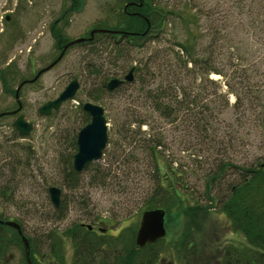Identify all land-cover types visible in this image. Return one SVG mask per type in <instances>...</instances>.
I'll list each match as a JSON object with an SVG mask.
<instances>
[{"label": "rangeland", "instance_id": "1", "mask_svg": "<svg viewBox=\"0 0 264 264\" xmlns=\"http://www.w3.org/2000/svg\"><path fill=\"white\" fill-rule=\"evenodd\" d=\"M126 1L0 0V113L16 109L15 93L22 79L34 78L38 70L49 65L59 54L55 39L58 31L68 40L87 37L99 21L118 23ZM154 2L166 11L165 24L161 30L157 28L149 35L142 47L118 42L119 49L127 51L118 56L115 47L118 44L114 46L113 38L107 37L93 44L74 43L54 67L19 90L21 110L0 117V218L22 226L29 239L31 264H34L32 249H36L33 252L36 262L40 259V264L56 262L50 253V235L56 234L61 239L57 249L63 254L61 264H71L73 244L64 230L75 223H88L94 226L97 234L103 235L106 243L101 246L97 263L104 257L111 259L114 252L122 248V243L108 242H113L121 233L131 236L133 229L136 235L141 213L152 209L146 208L145 202L156 191V164L162 172L168 171L169 165L177 168L176 180L180 181V173L181 196L185 203H211L207 195L210 179L207 174L216 165L211 162L215 147L202 143L187 131L179 118L164 117L156 110L151 95L156 93L162 75L168 72V54L179 50L176 44L188 35L187 32L197 35L202 31L206 36L204 42L215 35L217 27L219 34H225V23L219 25L223 17L216 18L221 10H225L230 24L227 30L235 39L229 52L240 50L244 55L239 67L248 74L251 62L259 61L260 68L264 67V0ZM148 25L147 30L150 23ZM148 56H154L153 62L149 63L151 72L141 77L134 72V79L113 90L102 91L104 82L107 84L113 77L123 79L128 74L130 58H134L135 63L144 62ZM234 61L237 60L231 59V63ZM171 63L175 66L173 61ZM211 77L220 78L217 74ZM75 78L79 82L75 96L64 101L58 109H52L50 114H41L39 108L58 97ZM257 79L252 77L254 82ZM91 96H102L97 104L104 108L107 143L102 156L80 172L75 183L71 181L70 173L75 154L73 141L77 140L78 132L86 122L83 104L87 101L95 103ZM234 100L230 94V104ZM252 112L247 109L241 113L229 107L221 117L237 121L235 126L239 128L237 119L243 120ZM19 114L33 124L27 135H21L13 126ZM140 117L147 123L140 127L145 133L138 135L136 120ZM246 129L250 135L247 134L246 139L250 138L252 145L246 141L245 145L238 143L240 146H236L233 155L239 163L244 162L239 161L241 158L248 160L252 155L264 158V111L259 125L253 124ZM240 136H244L243 132ZM141 138L149 139L153 146L159 143L156 157L149 149L140 147L138 141ZM239 178L240 173L229 170L211 182L213 208L207 214L197 215L196 223L200 228L194 224L195 242L187 249L182 244L187 217L179 216V203L171 204L166 194L158 195L159 200L166 206L170 204L172 209L160 207L165 210L166 234L157 241L160 256L156 264H216L226 245L245 242L244 236L233 230L219 208V201L228 193L230 183ZM50 186L61 189L63 216L57 214L50 199ZM17 240L13 229H0V255L6 264H28L22 238L21 245Z\"/></svg>", "mask_w": 264, "mask_h": 264}, {"label": "trees", "instance_id": "2", "mask_svg": "<svg viewBox=\"0 0 264 264\" xmlns=\"http://www.w3.org/2000/svg\"><path fill=\"white\" fill-rule=\"evenodd\" d=\"M73 7L75 8L77 5ZM135 9L140 11L143 16L121 11L118 23H108L102 20L95 25V28L113 31L95 32L92 38H90L91 34L88 33L86 39L80 43L93 44L107 37L113 38L116 42L114 46L118 44L115 46L118 56H121L123 52H127L119 49V43L126 42L132 47H142L149 35L155 32L157 28L161 30L163 27L166 11H163L162 6L156 4L154 0H143L142 6ZM186 14L187 12H185ZM216 15L218 16L216 18L223 17L219 25L225 23V34H219L217 27L215 35L204 42L206 36L202 31H199L197 35L196 33L189 34L187 32L188 35L182 40L179 39V43L176 44L179 50L168 54L169 58L166 59L168 72L166 71L167 74L162 75V80L155 90L156 93L151 95L156 110L164 117L169 119L179 118V122L184 125L187 131L196 135L202 143L215 147L214 151L212 150L215 155L212 157L211 162L216 165L207 174L210 177L207 183V195L211 203L205 205L185 203L181 196L180 173V181L176 180L178 176L177 168H172L169 165L168 171L162 172V168L159 164H156L154 166L157 177L156 191L145 204L146 208L164 206L171 210L170 204L166 206L165 203L159 200L158 195L160 194H166L171 199V204L175 201V205L179 203V216L183 214L188 219L187 228L182 234V244L187 249L195 242L192 229L196 223L197 215L207 214L213 208L212 201L214 197L210 193L211 182H215L217 178H220L222 174L229 170L240 173L238 181L230 183L228 193L219 201V208L228 218L233 230L244 236L245 242L226 245L216 264H264V158L252 155V158L248 160L241 158L242 160L239 161H244L243 163H239L234 158L236 146H240L239 142L245 145L244 141H246L248 145H252L250 138L246 139L249 133L246 128L253 126V124L259 125L263 118L264 67L260 68L259 61L251 62L249 74L247 70L239 67L240 62L244 60V55L240 50L229 52V48L234 46L235 39L233 35L229 34L230 30H227L230 24L228 25L226 20L225 10H221L220 14L217 13ZM147 20L150 23L149 30H147V27H149ZM115 30H123L125 33L118 35ZM61 33L58 31L55 36L58 49H61L62 44L69 41L64 39ZM132 59L134 58H130L128 70L133 69V74L135 72L137 76L141 77L149 71L151 72L149 63L150 61L153 62L154 56H148V59L144 62L142 60L134 63ZM231 59L237 61L231 63ZM171 61L174 62L175 66L172 65ZM231 67H233L232 72H230ZM212 74H217L220 78L214 79L211 77ZM253 76L258 77L256 82L252 80ZM103 87V92L109 90L106 82H104ZM259 92L261 93L259 94ZM230 94L235 97L233 104L229 102ZM92 98L95 103L102 100V96H93ZM214 100H216L215 103H213ZM247 106L249 108H246ZM229 107L241 113H245L247 109L253 110L252 113L245 116V119H237L240 124L239 128L242 129L235 126L237 121L226 120L221 117V113L224 110L227 111ZM81 110L83 111V109ZM85 120V124H87L89 122L87 114ZM136 121L138 130V133H136L138 135L144 134L145 132L140 131V127L146 124L147 120L140 117ZM241 132L244 134L243 137L240 136ZM138 142L140 147L149 149L156 157V147L159 143H155L153 146L150 144L149 139L145 138L139 139ZM73 144L76 152V140L73 141ZM80 172L82 171L78 172L74 169L73 162L70 163L71 181L75 182ZM173 177L175 180H173ZM178 198L179 202H177ZM56 208L59 216L65 214L62 204H59ZM0 217H2L1 213ZM196 224L197 228L198 223ZM5 227L13 229L18 238L17 242L21 245V238L17 230L9 226ZM64 234L73 244L74 253L71 264H156L160 256L156 247L157 242L147 244L144 247L135 246V230L133 229L131 236L126 237L121 233L116 239H113V242H108V244H116L119 241L122 243V248L114 252L111 259L106 260L104 257L97 263L99 252L102 250L101 246L106 242L103 241V235L96 233L94 226L89 229L83 223H75L66 228ZM51 236L50 253L53 259L61 264L63 254L57 251L61 239L57 234L54 237ZM30 245L33 246L31 240ZM33 252H36V249L31 250L33 263L40 264L36 262ZM39 261L42 262V259Z\"/></svg>", "mask_w": 264, "mask_h": 264}, {"label": "water", "instance_id": "3", "mask_svg": "<svg viewBox=\"0 0 264 264\" xmlns=\"http://www.w3.org/2000/svg\"><path fill=\"white\" fill-rule=\"evenodd\" d=\"M102 30L103 29L92 30L91 37L93 36L94 32ZM82 40H84V38H77L69 42V44ZM62 54L63 53H61L49 65L39 70L37 75L29 81H35L40 76V74L51 69L60 60ZM132 79L133 69L129 70L128 74L125 75L123 79H120L118 77L111 78L107 82V88L109 90H113L120 86L123 82L127 80L130 81ZM25 82L26 80H23L19 84L15 93V97L18 101V107L11 111L2 112L0 113V116L3 114L18 113L21 110L22 103L19 100V90ZM78 88V80L76 78L71 80L70 83L65 87V89L59 94V96L42 105L39 108V112L45 115L50 114L52 109H58L64 101L73 98ZM83 109L89 118V122L79 130L77 135V151L73 156V167L78 172L86 169L91 162L98 160L102 156L103 149L105 148L107 143L108 124L104 114V108L97 103L87 101L83 104ZM13 126L21 135L29 134L33 128V124L31 122H28L23 114H19L16 117L13 122ZM48 192L52 203L55 207H58L60 204L61 189L57 186H50L48 188ZM5 224L15 227L21 234L27 261L28 264H31V260L29 257V241L27 237L22 233L20 224L12 220L5 221ZM83 225L89 229H92V225L90 224L83 223ZM165 234V210L160 207L143 210L134 240L136 246L144 247L147 244L155 243L163 238Z\"/></svg>", "mask_w": 264, "mask_h": 264}, {"label": "flooded vegetation", "instance_id": "4", "mask_svg": "<svg viewBox=\"0 0 264 264\" xmlns=\"http://www.w3.org/2000/svg\"><path fill=\"white\" fill-rule=\"evenodd\" d=\"M142 4H143V0H128V1H126V3L124 4V6H123V11L124 12H126L127 14H131V13H135V14H139V15H142L143 16V14L140 12V11H138V10H136L135 8L136 7H141L142 6ZM133 8V9H132ZM147 22H148V20H147ZM149 23V22H148ZM94 29H100V28H94ZM94 29H92V30H94ZM104 30H108V29H103L102 31H104ZM108 31H113V30H108ZM96 32H101V31H96ZM95 33V32H94ZM115 33L116 34H118V35H122L123 33H125V31H123V30H115ZM90 34H91V32H90ZM94 35V34H93ZM93 37V36H92ZM91 36H90V38H92ZM79 38H84V39H86V37H79ZM77 39V38H76ZM73 40H75V39H72V40H69L68 42H66L65 44H62V48L61 49H59V54L56 56V58L61 54V53H63L62 54V57L60 58V60L63 58V56L65 55V53H66V50L70 47V46H72L74 43H78V42H74V43H70L69 44V42H71V41H73ZM79 42H81V41H79ZM66 46V47H65ZM55 58V59H56ZM54 59V60H55ZM59 60V61H60ZM58 61V62H59ZM57 62V63H58ZM56 63V64H57ZM55 64V65H56ZM54 65V66H55ZM53 66V67H54ZM50 70V69H49ZM39 71V70H38ZM30 79H32V78H29V79H25L26 80V82L23 84V86L25 85V84H30V83H34L35 81H29ZM23 81V80H22ZM22 86V87H23ZM21 87V88H22ZM21 88H20V90H21ZM7 111V110H6ZM14 114H17V113H14ZM3 115H8V114H3ZM3 115H1V116H3ZM0 116V117H1ZM0 224H1V227H0V229L2 228V227H5V226H7L6 224H5V220L3 219V218H0ZM21 226V225H20ZM95 229V228H94ZM21 230H22V233L24 234V232H23V229H22V226H21ZM100 230H103V229H100ZM17 232H18V234L20 235V237H21V234L19 233V231L17 230ZM29 240V239H28ZM1 249V248H0ZM27 259V258H26ZM39 262V261H38ZM40 263V262H39ZM0 264H6L5 262H4V260H3V257H1V255H0ZM53 264H59L58 262H54Z\"/></svg>", "mask_w": 264, "mask_h": 264}]
</instances>
